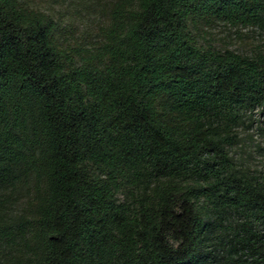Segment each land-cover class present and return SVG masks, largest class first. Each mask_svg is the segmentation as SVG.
<instances>
[{
    "label": "trees",
    "instance_id": "obj_1",
    "mask_svg": "<svg viewBox=\"0 0 264 264\" xmlns=\"http://www.w3.org/2000/svg\"><path fill=\"white\" fill-rule=\"evenodd\" d=\"M217 23L264 32V0H118L78 62L0 0V264H264V173L234 154L264 39L217 48Z\"/></svg>",
    "mask_w": 264,
    "mask_h": 264
},
{
    "label": "rangeland",
    "instance_id": "obj_2",
    "mask_svg": "<svg viewBox=\"0 0 264 264\" xmlns=\"http://www.w3.org/2000/svg\"><path fill=\"white\" fill-rule=\"evenodd\" d=\"M27 1L55 17L58 44L76 61L83 62L89 60L105 41L111 10L118 0ZM207 34L206 40H210L215 47L244 53H250L264 39V32L250 25L217 23L207 30ZM253 118L252 126L241 129L242 141L234 148V154L250 170L264 173V108L257 109Z\"/></svg>",
    "mask_w": 264,
    "mask_h": 264
}]
</instances>
